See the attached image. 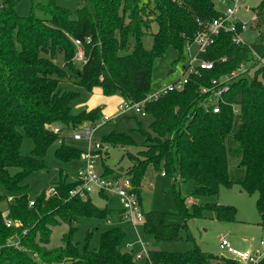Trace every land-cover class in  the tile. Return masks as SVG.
<instances>
[{"label":"trees","instance_id":"16d2710c","mask_svg":"<svg viewBox=\"0 0 264 264\" xmlns=\"http://www.w3.org/2000/svg\"><path fill=\"white\" fill-rule=\"evenodd\" d=\"M17 1L0 0V264H138L132 262L131 251L120 248L125 237L121 226L101 232L99 249H78L72 240L77 216L107 219L109 210L89 197L71 196L68 191L75 182L65 175L53 184L55 193L42 192L29 204L24 181L47 167L48 146L60 140L54 150L58 159H81L83 149L66 143L62 131L98 118L100 106L71 111L78 92L65 88L67 83L89 91L96 86L103 94L117 93L130 101L145 99L143 112L152 119L146 128L139 124L143 147L137 154L128 153L131 163L123 174L139 196L149 167L170 176L182 217V222L170 223L164 212L143 209L144 230L155 238H179L185 229L192 239L187 220L205 210L219 219H235L232 205L187 206L176 182L191 181L194 195L216 194L219 184L237 183L257 192V207L264 212V65L257 66L246 43L235 44L230 33L218 34L206 51L197 54L213 61L211 69L189 72L181 90L147 98L157 59L170 46L179 54L184 43L192 41L199 21L218 15L214 0H91L90 6L76 7L74 15L50 1L40 7L47 18L33 12L18 14ZM263 8L260 0L254 12ZM147 34L152 36L149 48L143 44ZM74 39L82 45L83 61L76 62ZM58 53L61 63L56 61ZM248 61L256 65L253 74L227 83L219 111L205 109L200 87L210 86L212 79ZM23 136L33 143L29 154L21 152ZM102 141L132 140L128 133L110 132ZM103 172L122 171L104 166ZM6 218L17 225H6ZM61 221L68 223L67 232L58 246H48L52 227ZM14 235L20 247L8 244ZM143 260L145 264H235L196 243L184 252L150 249ZM259 264H264V257Z\"/></svg>","mask_w":264,"mask_h":264},{"label":"rangeland","instance_id":"374dc122","mask_svg":"<svg viewBox=\"0 0 264 264\" xmlns=\"http://www.w3.org/2000/svg\"><path fill=\"white\" fill-rule=\"evenodd\" d=\"M50 1L70 9L72 15H74V10L80 4L88 6L91 4V0H18L14 8L20 15H28L33 12L39 17L47 18L48 15H45L40 7ZM259 2L260 0H240L238 2L239 7L235 10V17L242 25L239 34L250 48L254 58L258 60L257 66L264 65V8L260 13L256 14L254 12ZM214 3L217 9L222 10L227 5L232 6L234 1L214 0ZM151 42L152 36L150 34L143 36L145 47L149 48ZM197 52L198 45L195 41L184 43L179 54L174 47H168L152 68L147 98L155 97L153 95L163 91L173 81L181 78L184 68L189 63L191 65L196 63L192 59L197 55ZM56 61L62 62L60 53L57 54ZM245 66L248 67V73L252 75L256 65H252V62L248 61L245 62ZM64 86L78 92L77 98L71 103L72 112L83 108H95L109 97V100L104 102L103 107L98 109V118L93 123L96 124L92 136L93 141H101L104 151L101 157L95 160L92 169L99 174L104 173V166H108L115 171L124 173V169L131 163L128 153L137 154L143 147L144 139L137 128L140 123L146 128L152 116L142 111L132 110L127 113H118L117 107L123 98H120L117 93L114 94L117 96L106 95L96 86L90 91L82 85L73 83H67ZM103 115L108 118L103 119ZM78 129H64L62 135H65L64 140L66 143L86 149L88 141L85 138H72V134L78 132ZM110 132L128 133L132 141L125 143L103 142L102 137ZM58 145L59 140H56L48 146L45 153L47 167L33 171L25 179L29 201L34 200L42 192H46L62 176L65 175L68 180H71L77 166H80L81 159L71 162L58 159L54 154V150ZM32 147V141L23 136L20 147L21 152L29 154ZM172 182L170 176L162 175L160 170L149 167L143 177L140 203L144 210L154 209L164 212L167 222L180 223L182 217L177 211ZM176 185L179 187L182 196L186 198L187 206L195 203L203 205L206 202L232 205L235 207V219H219L213 215V212L205 210L203 214L187 220L192 239L187 236L185 229H183L179 238L157 239L153 234L144 230L143 222L136 223L134 227L130 222L120 218V202L117 196L113 194L104 196L91 192L89 198L100 208L106 207L109 210L108 218L77 216L74 221L75 230L72 240L77 243L80 251H83L84 248L97 250L100 245L101 232L113 226H121L125 230V237L120 246L121 250L131 251L133 263L145 264L143 259L147 255L140 259L134 258V255L142 248L147 251L158 249L168 252H184L196 243L204 251L228 257V253L219 247L218 242L221 237H225L238 250L251 249L260 238H264V212L262 213L257 207L256 191L247 190L237 183H232L229 185L219 184L216 194L194 195L191 193L193 188L191 181L176 182ZM68 226V223L64 221L54 225L47 245L58 246L61 243V236L67 232ZM15 236L10 237L8 240H16L17 236Z\"/></svg>","mask_w":264,"mask_h":264},{"label":"built area","instance_id":"2783aa9c","mask_svg":"<svg viewBox=\"0 0 264 264\" xmlns=\"http://www.w3.org/2000/svg\"><path fill=\"white\" fill-rule=\"evenodd\" d=\"M232 6L227 5L215 17L207 21H199V28L195 32L192 41H195L198 45V52H204L206 49L212 45L216 39V36L220 33H230L231 40L235 44L245 43L243 38L240 36L241 23L235 17V10L239 7L240 0H233ZM87 40L89 38L87 37ZM188 41L187 43H189ZM74 44L76 46L75 59L78 61H83L85 59L83 54V49L80 41L74 39ZM196 62L194 65L188 64V67L184 68L181 78L173 81L168 87H166L161 92H166L167 90H181L185 83L187 82V74L189 72L198 71L197 68L211 69L213 67V61L209 59H204L199 56H195L192 59ZM196 68V69H193ZM248 73V67L245 63H240L238 67L233 69L228 75L224 77H219L218 79H212L210 86H202L199 89L200 95H202V104L206 107L205 109H211L213 112L219 111V101L222 102L221 94L228 87L227 83L239 76ZM157 94L153 95L156 96ZM130 101L123 99L117 107L118 113H127L132 111H142L143 112V101ZM237 112V108L233 109ZM103 119H107L106 115L102 116ZM93 123L82 124L78 132L72 134L73 139L85 138L88 141L86 149H83L81 160L82 163L76 169L72 181L75 184L69 189V194L71 196H79L86 198L91 192H96L102 195L113 194L118 197L120 202V218L130 222L134 227L136 223L144 221L143 208L140 203V196L135 190L131 183V180L125 176L123 173L115 172L112 174L95 173L92 169L95 160L101 156L104 151V147L100 141H93ZM54 130H57L54 128ZM60 142V140H59ZM162 174H164L162 172ZM55 187H50L45 195L55 193ZM11 199V197H9ZM29 204H33V200L29 201ZM6 225L16 224V222L10 219H5ZM13 243V244H12ZM219 247L224 252L228 253L229 257L234 261L235 264H259L260 260L264 257V238H260L255 247L247 250H238L233 247L225 237L219 239ZM8 244L20 247L19 240L14 241L9 240ZM148 251L142 248L134 258L140 259L146 256Z\"/></svg>","mask_w":264,"mask_h":264},{"label":"crops","instance_id":"0c3cea01","mask_svg":"<svg viewBox=\"0 0 264 264\" xmlns=\"http://www.w3.org/2000/svg\"><path fill=\"white\" fill-rule=\"evenodd\" d=\"M216 7V6H215ZM219 10V9H218ZM99 88V87H98ZM100 89V88H99ZM112 96H117V95H114V94H112ZM120 98H122L121 96H120ZM107 100H109V97L108 98H106V99H104L103 101L104 102H106ZM119 101V100H118ZM104 102L102 103V104H100V105H98V106H100V107H103V105H104ZM120 102V101H119ZM86 109H91V108H86ZM81 164H82V160H81ZM80 164V165H81ZM79 166V165H78ZM78 166H77V168H78ZM76 168V169H77ZM161 174H162V172H161ZM163 175V174H162ZM105 196V195H104ZM89 197V196H88ZM140 199H141V195H140ZM93 202V201H92ZM94 203V202H93ZM95 204V203H94ZM96 205V204H95ZM119 214H120V208H119ZM258 243V242H257ZM257 244H255L253 247H255ZM252 247V248H253ZM221 257H226V256H223V255H220ZM227 258H230L229 256L227 257ZM222 264H228V263H222Z\"/></svg>","mask_w":264,"mask_h":264}]
</instances>
